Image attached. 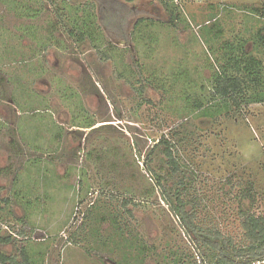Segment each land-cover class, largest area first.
Instances as JSON below:
<instances>
[{
  "label": "rangeland",
  "instance_id": "1",
  "mask_svg": "<svg viewBox=\"0 0 264 264\" xmlns=\"http://www.w3.org/2000/svg\"><path fill=\"white\" fill-rule=\"evenodd\" d=\"M93 2L0 0V236L12 238L0 253L30 249L34 264L233 259L244 216L264 218V102L221 105L211 82L240 44L261 63L264 94V0H173L177 27L159 0H106L120 6L105 4L116 22H97L98 48L64 31L81 26L83 7L99 13ZM161 139L187 170L188 231L148 171L171 180ZM247 187L253 202L240 198Z\"/></svg>",
  "mask_w": 264,
  "mask_h": 264
},
{
  "label": "trees",
  "instance_id": "2",
  "mask_svg": "<svg viewBox=\"0 0 264 264\" xmlns=\"http://www.w3.org/2000/svg\"><path fill=\"white\" fill-rule=\"evenodd\" d=\"M127 3H131L134 0H126ZM173 2V0H172ZM171 2V4H172ZM112 3V4H111ZM159 3L164 6L165 10L168 12L169 16V24L177 27L180 25L181 17L180 12L173 7L166 0H159ZM93 4H97V8L99 7V13L96 15L86 12L87 10L83 7V19L81 21V26H72L70 28H65L64 31L68 33L70 38H74L75 41L79 44H82L85 41H90L92 43L93 48H98V42L100 39L97 38L95 30L98 29L99 25L97 22L100 20L103 22V25L107 27L110 25H115V20L113 14H109L107 17L104 16V6L105 4H109L111 6L119 7L120 5L116 2H106V0H95ZM93 4H90L89 9L93 8ZM173 8H172V7ZM98 11V10H97ZM32 11H26V13H31ZM86 12V13H85ZM256 12H258L256 10ZM101 13V15H100ZM264 16V11L262 13ZM85 17V18H84ZM57 19H66L64 15H60L57 13ZM121 21V20H120ZM143 19H137L134 24V29L136 32L140 30L148 29V25ZM64 26V25H62ZM139 30V31H140ZM264 30V29H263ZM260 30L258 32V41L264 48V31ZM138 31V32H139ZM137 32V33H138ZM220 31H217L215 34V38H218ZM135 33V35L137 34ZM214 30L211 29L209 34H213ZM240 42V41H238ZM229 49L228 58H226V64L221 67V71H217L215 75L212 76V91L211 99H220V102L223 103L221 105H226V103H230L232 106L236 108H240L242 104H257L264 102V94H260L259 92L256 94L255 88L263 85V80L261 79V72L259 71L261 67V63L256 61L250 54H248L243 45H238L235 48L230 45L227 46V50ZM211 50V49H210ZM225 55V56H227ZM208 69H213L211 66H208ZM214 71V69H213ZM215 73V72H214ZM252 88V89H251ZM253 90L254 94H249V91ZM143 93V86H141L140 93ZM192 105L194 109L201 110L202 102L201 101H193ZM193 109V110H194ZM210 112L209 116L216 115L213 110H207ZM158 147H162V155L165 159V164L169 171V177L171 178L172 186H168L169 182L167 178L157 175L152 170H149V174L155 181L157 187H159L161 196L164 202L169 206L174 215L182 222L183 228L193 229L194 226V216L186 213V203L183 200V191L186 192L185 181L187 180V170L184 169L181 165L178 164L174 157L173 147L172 145L165 139H161ZM254 193L253 188H244L242 191L240 198L248 199L249 201H254ZM0 203L8 206L10 201L0 200ZM133 203L131 200L123 203L126 211L127 205ZM126 205V206H125ZM1 207V204H0ZM1 210V208H0ZM241 229L243 231V243L240 248L233 249L234 258L226 257L224 255L218 254L217 256H213L212 260L213 264H253V263H262L264 262V218L256 217L254 215H246L241 223ZM122 229L119 228V232ZM188 231V229H186ZM192 231V230H191ZM188 233V232H187ZM19 235L24 236L23 232ZM11 237L2 238L0 236V244H10ZM40 254V253H39ZM39 254H35V257L39 256ZM41 256V254H40ZM34 258L31 254L30 249L22 248L19 250L18 255L6 256L0 253V264H34L35 261L32 260Z\"/></svg>",
  "mask_w": 264,
  "mask_h": 264
}]
</instances>
